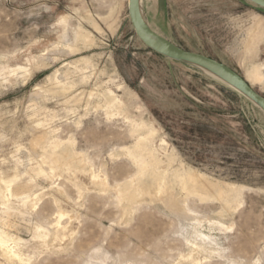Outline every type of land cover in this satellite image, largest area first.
<instances>
[{
	"label": "rangeland",
	"instance_id": "1",
	"mask_svg": "<svg viewBox=\"0 0 264 264\" xmlns=\"http://www.w3.org/2000/svg\"><path fill=\"white\" fill-rule=\"evenodd\" d=\"M142 6L156 32L264 96L249 76L256 65L264 75V41L252 59L243 48L263 8ZM1 68L0 233L19 258L0 248V264H264L263 111L146 47L128 0H0ZM189 170L199 184L182 188ZM162 180L185 212L150 197Z\"/></svg>",
	"mask_w": 264,
	"mask_h": 264
},
{
	"label": "water",
	"instance_id": "2",
	"mask_svg": "<svg viewBox=\"0 0 264 264\" xmlns=\"http://www.w3.org/2000/svg\"><path fill=\"white\" fill-rule=\"evenodd\" d=\"M264 9V0H248ZM128 16L137 37L149 49L170 59L200 68L255 103L264 113V96L256 91L243 76L229 66L206 55L185 50L158 32L148 23L141 0H128Z\"/></svg>",
	"mask_w": 264,
	"mask_h": 264
},
{
	"label": "bare ground",
	"instance_id": "3",
	"mask_svg": "<svg viewBox=\"0 0 264 264\" xmlns=\"http://www.w3.org/2000/svg\"><path fill=\"white\" fill-rule=\"evenodd\" d=\"M142 1L143 0H141V3H142ZM248 32H247V38L246 39H244L245 41H244V46H243V48H244V57H246V58H250V59H252V58H254L255 56H256V54L258 53V51H259V46H260V44H261V42L262 41H264V17L263 16H261V15H256L255 17H254V20H253V25L251 26V27H249V29L247 30ZM84 32V31H83ZM243 42V41H242ZM243 44V43H242ZM262 65V64H261ZM253 67V66H252ZM20 68V67H19ZM22 68V67H21ZM13 69V68H12ZM6 70V68H1L0 69V73L3 71H5ZM16 70V69H15ZM13 70H10V72H12ZM210 74V73H209ZM212 75V74H211ZM213 76V75H212ZM249 76L251 77V78H253L255 81H257V82H262L263 80H264V75L262 74V72H261V68H260V65H256L253 69H252V71L249 73ZM213 77H215V76H213ZM215 78H217V77H215ZM218 79V78H217ZM109 93V92H108ZM134 97L137 99V100H139V98L137 97V95L136 94H134ZM118 101V99L116 98V96L112 93V92H110L109 94H108V97L106 98V102H108V103H111V102H117ZM108 103H106V104H108ZM119 103V101L117 102V104ZM109 106V105H108ZM111 106V105H110ZM109 106V109L111 108ZM113 106V105H112ZM139 108V107H138ZM141 108V107H140ZM112 111V110H111ZM117 111V110H116ZM110 114V113H109ZM132 133V132H131ZM149 136V135H148ZM152 136V135H151ZM38 137V136H37ZM40 137V136H39ZM36 138V137H35ZM151 138V137H150ZM39 139H42V138H36V139H33V143H34V145L35 144H38L39 143ZM142 139V138H141ZM145 139V138H144ZM138 140V139H137ZM148 140V139H147ZM145 141H146V139H145ZM138 142V141H137ZM141 142V141H140ZM41 143V142H40ZM145 144L147 143V144H149L148 143V141H146V142H144ZM137 145V144H136ZM142 146V149H143V145H141ZM144 146H147V145H144ZM149 147V146H148ZM140 148V147H139ZM141 149V150H142ZM148 149V148H147ZM140 150V149H139ZM73 153H75V152H73ZM53 154V153H52ZM64 155H65V153H64ZM64 155H63V157H64ZM68 155V154H67ZM75 155H77V154H75ZM74 156V155H73ZM78 156V155H77ZM80 156V155H79ZM78 156V157H79ZM54 157V156H53ZM136 157H139V156H137L136 155ZM136 157H134V158H136ZM74 158V157H73ZM80 158V157H79ZM49 159H51V158H49ZM55 159V158H54ZM66 160V159H65ZM52 161V160H51ZM77 161V160H76ZM78 161H79V159H78ZM77 161V162H78ZM141 161L143 162V160L141 159ZM155 161V160H154ZM158 160H156L155 162H157ZM169 161V160H168ZM49 162H50V160H49ZM138 162V161H137ZM136 163V162H135ZM158 163H160V162H158ZM53 164V163H52ZM56 164V163H55ZM81 164H82V159H81ZM57 165V164H56ZM60 165V164H59ZM138 165V164H137ZM145 165V164H144ZM143 165V166H144ZM62 166V165H61ZM57 167H58V165H57ZM56 167V168H57ZM51 168V167H50ZM55 168V167H54ZM54 168L52 167V169L54 170ZM140 168H141V165H140ZM143 169V168H142ZM154 170V169H153ZM142 171V170H141ZM143 171H145V170H143ZM142 171V172H143ZM160 172V171H159ZM188 172V171H187ZM189 172H190V170H189ZM188 172V174L186 175V176H184V177H181L179 180H180V183H181V186H182V188H185L187 185H189L188 183H190L191 185H193V186H197L198 184H199V182H198V179H199V175L197 176V174H194L193 172L191 173H189ZM165 173V172H164ZM166 173H167V170H166ZM165 173V174H166ZM184 173V172H183ZM141 174V173H140ZM144 175V174H143ZM148 175V174H147ZM156 175V174H155ZM154 175V176H155ZM164 175V174H163ZM181 175V174H180ZM149 176H150V173H149ZM153 176V177H154ZM182 176V175H181ZM94 177V176H93ZM152 177V178H153ZM161 177H163V176H161ZM175 178V177H174ZM97 179H98V177H97ZM96 179V180H97ZM163 179V178H162ZM95 180V179H94ZM155 180V179H154ZM158 180H161V178L160 179H158ZM177 180V179H176ZM100 181V180H99ZM168 181V180H167ZM171 181V180H170ZM97 182V181H96ZM157 182V181H156ZM204 183L203 184H205V181H203ZM158 183V182H157ZM156 183V184H157ZM169 183V182H168ZM179 183V184H180ZM206 183H208V182H206ZM143 185V184H142ZM159 185H160V187H158V188H154V187H157L158 185H156L155 186V184H154V189H152V187H151V189H149V190H146L149 194H150V197H152V198H157V199H160L164 204H166L167 206H169V207H171V208H173L174 209V211H176V212H182L183 210H182V206L180 205V203H179V201H177L174 197H173V195L171 194L172 192H170V184L168 185L165 181H163L162 180V183L161 182H159ZM206 185V184H205ZM212 185V184H211ZM215 186H216V184H214ZM180 186V187H181ZM202 186V185H201ZM204 186V185H203ZM202 186V187H203ZM208 186V185H207ZM9 187V186H8ZM137 187V186H136ZM173 187V186H172ZM178 187V186H177ZM212 188L214 187L213 185L211 186ZM220 189H221V187L220 186H218ZM218 187H215L214 189L216 190V188H218ZM133 188V187H132ZM142 188V187H141ZM143 188H146V186L144 187L143 186ZM150 188V187H149ZM187 188H189V186L187 187ZM191 188H193V187H191ZM200 188V187H199ZM204 188H206L205 186H204ZM234 189V188H233ZM134 190H135V188H134ZM144 190V189H143ZM193 190H194V188H193ZM200 190V189H199ZM127 191H128V189H127ZM133 191V190H132ZM138 191H140V189L138 190ZM141 191H142V189H141ZM172 191H173V189H172ZM195 191V190H194ZM220 191V190H219ZM137 192V191H136ZM199 193L201 192V191H198ZM226 192V191H225ZM141 195H143V191L142 192H139ZM144 193H146L145 191H144ZM194 193V192H193ZM197 193V192H196ZM203 193H205L204 191H203ZM219 193V192H218ZM231 193V192H230ZM127 194H128V192H127ZM136 194V193H135ZM134 194V196H136ZM201 194H202V192H201ZM220 194V193H219ZM126 195V194H125ZM197 195H199V194H197ZM133 196V197H134ZM139 196V195H138ZM144 196H146V195H144ZM148 196V195H147ZM205 196V195H204ZM125 197V196H124ZM128 197V196H127ZM137 197V196H136ZM143 197V196H142ZM141 197V198H142ZM140 198H138V200H139ZM177 199H178V197H177ZM136 200H137V198H136ZM140 201V200H139ZM130 202H131V200H130ZM134 202V201H133ZM136 202V201H135ZM129 203V202H128ZM168 208V207H167ZM183 209H184V207H183ZM185 210V209H184ZM183 212H185V211H183ZM64 215V213H59L58 214V217H59V219L62 217ZM182 215V214H181ZM57 223H59V220L57 221ZM11 247V246H10ZM9 247V244H8V239L6 238V235H4V237L1 235V233H0V248L3 250V252L5 253V255L6 256H8L9 257V259L11 260V259H13V258H19V254L14 250V249H12V247L10 248ZM2 252V251H1ZM3 254V253H2ZM5 256V257H6Z\"/></svg>",
	"mask_w": 264,
	"mask_h": 264
}]
</instances>
